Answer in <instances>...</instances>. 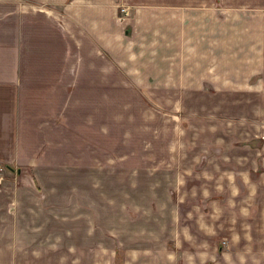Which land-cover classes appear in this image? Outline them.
Returning a JSON list of instances; mask_svg holds the SVG:
<instances>
[{"label":"crops","instance_id":"0c3cea01","mask_svg":"<svg viewBox=\"0 0 264 264\" xmlns=\"http://www.w3.org/2000/svg\"><path fill=\"white\" fill-rule=\"evenodd\" d=\"M261 83L264 0H0V264H182L177 247L120 248L98 230L52 227L56 204L40 193L57 186L44 173L88 171L90 129L101 140L123 93L146 109L145 91L165 92L177 112L207 88L260 94ZM260 223L225 264H264Z\"/></svg>","mask_w":264,"mask_h":264},{"label":"rangeland","instance_id":"374dc122","mask_svg":"<svg viewBox=\"0 0 264 264\" xmlns=\"http://www.w3.org/2000/svg\"><path fill=\"white\" fill-rule=\"evenodd\" d=\"M120 7L127 10L116 17L121 22L129 8L119 5L116 15ZM260 88L244 95L225 86L209 98L207 88L177 112L165 92L145 91L146 109L123 93L115 109L106 110L101 140L90 129L88 171L44 173L57 186L40 193L56 204L51 226L98 230L105 244L120 248L177 247L182 264H198L186 255L225 264L224 254L243 240L242 229L264 222L263 83ZM155 102L164 108L151 112Z\"/></svg>","mask_w":264,"mask_h":264},{"label":"built area","instance_id":"2783aa9c","mask_svg":"<svg viewBox=\"0 0 264 264\" xmlns=\"http://www.w3.org/2000/svg\"><path fill=\"white\" fill-rule=\"evenodd\" d=\"M125 8H126V7H125ZM125 8H123V7H120V8H119V14L117 15V18H118V19H121V12L124 13V15L127 14V10H126ZM1 181H2V176H1V174H0V184H1Z\"/></svg>","mask_w":264,"mask_h":264}]
</instances>
